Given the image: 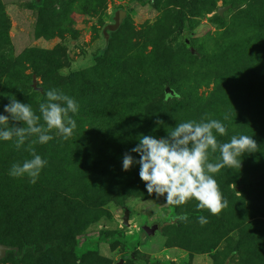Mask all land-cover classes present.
Segmentation results:
<instances>
[{
    "label": "rangeland",
    "instance_id": "rangeland-1",
    "mask_svg": "<svg viewBox=\"0 0 264 264\" xmlns=\"http://www.w3.org/2000/svg\"><path fill=\"white\" fill-rule=\"evenodd\" d=\"M51 89L78 103L77 127L33 145L48 162L35 184L9 175L30 153L0 139L1 240L24 247L0 264H264V0H0V114L12 98L41 115ZM201 118L226 126L219 143L243 134L259 146L213 174L219 215L195 199L168 205L139 164L122 167L141 135ZM53 239L74 249L32 248Z\"/></svg>",
    "mask_w": 264,
    "mask_h": 264
},
{
    "label": "clouds",
    "instance_id": "clouds-1",
    "mask_svg": "<svg viewBox=\"0 0 264 264\" xmlns=\"http://www.w3.org/2000/svg\"><path fill=\"white\" fill-rule=\"evenodd\" d=\"M45 96L46 101L39 104L43 124L40 123L41 115L17 99L9 98V103L4 105V112L8 115L0 114V139L14 140L17 150L24 148L32 157L22 164L14 163L9 175L13 178L27 176L31 184L37 182L48 163L36 153L33 145L53 140L52 130L58 131L66 140L77 127L76 120L70 115L77 113L79 108L74 98L57 89L47 91ZM214 132L225 136L227 128L220 120L201 118L200 122L177 124L164 137L141 135L138 144L123 154V170L128 171L134 164H139V177L147 193L150 196L155 194L157 199L165 197L168 205H185L195 199L199 209L219 215L228 203L213 174L225 167L241 168L240 157L258 152L259 146L253 137L243 134L233 135L229 142L219 143ZM217 152L220 159L215 163L209 162L210 156ZM131 153H137L139 160ZM187 219V214L174 217V220ZM198 222L204 225L208 220L200 216Z\"/></svg>",
    "mask_w": 264,
    "mask_h": 264
},
{
    "label": "trees",
    "instance_id": "trees-1",
    "mask_svg": "<svg viewBox=\"0 0 264 264\" xmlns=\"http://www.w3.org/2000/svg\"><path fill=\"white\" fill-rule=\"evenodd\" d=\"M111 21H113V20L111 19ZM104 41H105V47H106L107 40L104 39ZM202 57H203V61H206V57L204 55ZM57 68H58V66H56V65L48 64V65L42 67L40 69V71L41 72H46L48 70H52L53 71V70H57ZM169 81H168V83H169ZM4 238H5V236L0 234V242L5 243V244H9V245H12V246H18L20 254H21V250L24 251L23 245L19 246V245L3 242V240H1V239H4ZM21 240L25 241L24 237H22ZM54 246L59 247L62 251H72L74 249V244L71 241H66L64 239H53V240H47V241L39 240L36 243H33L32 248L36 252H39V254H41V253H44V252L48 251L49 249H51ZM11 254L14 256L13 253H11ZM15 258H17V257H15Z\"/></svg>",
    "mask_w": 264,
    "mask_h": 264
},
{
    "label": "water",
    "instance_id": "water-1",
    "mask_svg": "<svg viewBox=\"0 0 264 264\" xmlns=\"http://www.w3.org/2000/svg\"><path fill=\"white\" fill-rule=\"evenodd\" d=\"M131 214V210L127 206H123V215H122V223L124 225L129 226V217ZM158 227L157 223H154L152 225H144L143 230L147 235H152ZM23 251L21 250V253ZM9 253H13L15 257H17V254L19 253V247L18 246H12L9 244H5L0 242V260L4 259ZM122 259H120L116 264H121Z\"/></svg>",
    "mask_w": 264,
    "mask_h": 264
}]
</instances>
